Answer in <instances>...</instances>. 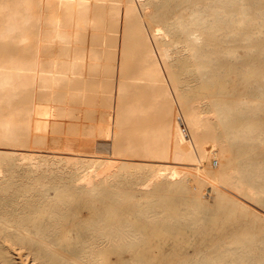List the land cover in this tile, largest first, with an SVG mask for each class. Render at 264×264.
<instances>
[{
  "label": "bare ground",
  "instance_id": "1",
  "mask_svg": "<svg viewBox=\"0 0 264 264\" xmlns=\"http://www.w3.org/2000/svg\"><path fill=\"white\" fill-rule=\"evenodd\" d=\"M170 2L180 11L144 43L117 52L107 42L124 22ZM263 35L261 0H0V264H16L7 243L28 248L38 264L162 263L165 232L200 230L208 194L180 204L169 192L128 200L130 191L193 173L194 183L215 144L264 147V90L228 96L216 83L222 59L264 55ZM176 70L207 92L176 101L179 84L190 82L168 75ZM243 75L264 84L259 67ZM145 85L151 91H139ZM102 109L106 127L102 114L91 121ZM187 128L217 137L192 145ZM213 180L264 202V160L241 154ZM74 231L86 241H72ZM251 239L233 235L168 264H248Z\"/></svg>",
  "mask_w": 264,
  "mask_h": 264
},
{
  "label": "rangeland",
  "instance_id": "2",
  "mask_svg": "<svg viewBox=\"0 0 264 264\" xmlns=\"http://www.w3.org/2000/svg\"><path fill=\"white\" fill-rule=\"evenodd\" d=\"M261 3L264 4V0H261ZM107 8L108 7H105L104 5L99 6L97 9L98 14L102 15ZM179 11L180 9L177 8L173 2L168 3L167 6L163 8L153 7L149 10L148 14L145 13V15L139 17L140 19L138 18L136 21L124 22L119 34L116 37L114 36L107 40V42L112 44L117 52L125 50L129 45L133 46L136 43H144L148 40V33L165 25V22ZM261 40L264 43V35ZM238 44L239 43L236 42V45ZM120 56L121 54H117L116 57ZM138 58H140V56L136 55L135 59ZM219 65L221 71L218 72L216 83L219 86L221 84L224 85L222 90L228 96L234 95L238 97H246L263 92L264 84L261 81L255 78L248 79L243 75V71H247L249 68L252 69L259 67L264 70L263 54H257L254 57L244 55L237 60H228L224 58ZM135 70V66L131 64L129 65V68L124 71V74H132ZM116 74L120 75L121 70L119 69ZM168 75H177L180 76V79L182 80H190L188 85L182 83L179 84L178 97L176 96L177 99L175 100L180 103H188L194 95L203 91L204 93L207 92V90H201L200 83H196V81L191 78H186L183 71H172ZM151 89V87L145 85L139 91L148 92L151 91ZM158 91L161 93L164 91L162 85L159 87ZM132 95L134 99L139 98L137 89H133ZM174 103L175 102H171L169 105H164L163 109L169 110ZM102 108L105 107L102 106ZM105 112V109H102L99 112H93L90 115L93 118L91 121H95V117L102 114V117H100L98 122L102 124V127H106L109 122L105 120ZM132 124L133 128H138V123L134 122ZM257 125L264 129V112L261 113ZM186 131L189 137H191L190 144L192 145H195L196 142L199 143L204 139L213 140L217 137V134L207 133L206 131L197 132L194 129L189 128H187ZM118 136L117 142L119 143L121 137ZM189 153L190 152H187L186 154L189 155ZM245 153L251 155L254 159L264 160V147H260L256 150H247L230 144H225L223 146L215 144V146L208 152L211 161L205 164L202 163L197 167L199 178L195 180L194 183L191 181L194 178L193 173L185 179L174 181L171 185H168L169 183L167 180H160L157 183L158 186L148 192L145 190L138 191L137 189H132L130 191L131 198L128 200L132 201L148 194L164 195L166 192L171 194V196L167 198L169 201L180 204L183 202H201L204 201L202 195L208 194L210 196V202L205 203L206 209L208 208L209 211L205 215L206 220L201 225V229L198 231L185 229L182 236L174 231L165 232V237L168 239H166L164 243L162 256H160L163 262H156V264H168L170 260L177 261L181 258L193 257L197 254L204 255L205 253H211L221 241H228L233 235L241 234H248L252 237L251 241H248V245L251 250L256 252L255 255H253V259L248 264H260L255 262V260L259 257L264 258V202L259 201L256 198L245 197L237 193L235 190L229 193L218 183L215 184L213 180L214 175L219 174L225 169L235 167L240 160V155ZM184 160L185 158H181V166L183 165ZM131 161H136V159H131ZM82 191L83 188L81 187L74 188V192L76 193H81ZM197 193L199 196H196L198 195ZM106 202L109 201L104 199L99 205L106 204ZM87 237L88 235L84 231L80 233L74 231L71 239L74 242L81 241V243H83L86 241ZM176 239H179V241L176 242ZM6 245L12 247H10V251L16 264H38V260L34 259L33 252L28 248L8 243ZM14 249L17 250L15 251ZM21 251L23 254L20 253Z\"/></svg>",
  "mask_w": 264,
  "mask_h": 264
}]
</instances>
